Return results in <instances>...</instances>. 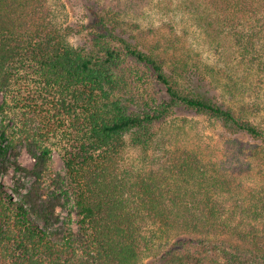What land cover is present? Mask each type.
<instances>
[{"label": "trees", "instance_id": "obj_1", "mask_svg": "<svg viewBox=\"0 0 264 264\" xmlns=\"http://www.w3.org/2000/svg\"><path fill=\"white\" fill-rule=\"evenodd\" d=\"M95 7L75 45L49 0H0V159L20 143L36 160L22 189L0 181V264H264V191L240 197L235 173L165 129L179 111L208 116L258 142L252 156L264 157V127L213 93L231 72L203 64L179 39L151 41L100 0ZM201 7L207 33L233 42L236 67L264 77V0ZM55 151L65 176H54ZM65 196L77 231L57 214Z\"/></svg>", "mask_w": 264, "mask_h": 264}, {"label": "rangeland", "instance_id": "obj_2", "mask_svg": "<svg viewBox=\"0 0 264 264\" xmlns=\"http://www.w3.org/2000/svg\"><path fill=\"white\" fill-rule=\"evenodd\" d=\"M57 25L71 34V43L78 45L92 30L89 28L94 22L95 4L98 0H49ZM101 6L110 16L116 13L122 20L130 23L134 28L149 30L150 40L163 35L167 38L179 39L180 46L192 50L193 54L208 64L214 70L222 73L230 71L233 77H221L220 88H213L221 103L232 107L239 115H244L257 125L264 127V77L248 75L239 69L238 57L233 42L226 35H217L209 28L207 33L202 23L204 0H100ZM215 15H212L214 18ZM204 18V17H203ZM202 24V25H201ZM234 64V65H233ZM236 68V69H235ZM238 83V89L234 83ZM158 94L148 95L153 103ZM4 95L0 93V105ZM5 121L0 116L1 132ZM172 142L178 143L198 153L208 163H216L223 170L235 173L241 181L240 197H247L252 190L264 191V157H253V149L258 142L249 136L232 133L213 118L188 112L179 111L176 117L170 119L166 125ZM18 154V156H17ZM132 162L141 163L140 151L130 150ZM18 162L23 168L19 169ZM36 160L30 155L26 144H15L7 149V155L0 159V181L5 188L13 193L14 188L30 184L34 177L30 171ZM54 176L66 175L64 160L55 151L52 158ZM49 184L55 189L52 179ZM15 198H18L17 195ZM235 200H232V203ZM233 207L232 204L229 206ZM61 223L68 224L78 230L77 208L73 198L65 196L57 209ZM264 228L260 224V229Z\"/></svg>", "mask_w": 264, "mask_h": 264}]
</instances>
